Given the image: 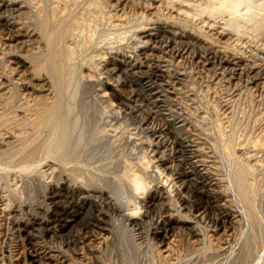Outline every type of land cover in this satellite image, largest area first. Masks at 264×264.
<instances>
[{
	"label": "bare ground",
	"instance_id": "obj_1",
	"mask_svg": "<svg viewBox=\"0 0 264 264\" xmlns=\"http://www.w3.org/2000/svg\"><path fill=\"white\" fill-rule=\"evenodd\" d=\"M85 1L89 2V5H85ZM127 6L132 7L129 12L141 10L136 19L141 20V17L142 21L129 28L139 45L134 46L133 51H124L127 46L122 50L120 46L121 51L115 47L117 51H113L110 47L108 50L112 51L96 53L98 55H92L86 60L81 58L84 64L80 62L79 65L96 72L104 59L103 68L97 72L104 76L96 78L95 86L109 91L108 95L103 92V97L110 95L119 101L118 105L121 106L118 109L126 110L125 113L127 110L136 113L141 125H147L145 128L139 126L135 129L145 130L143 133L146 138H143L149 152L148 155H141L144 157L142 162L139 157L141 159L136 163L141 169L135 170V164L132 167L130 162L122 161L123 167L121 163L119 169L114 172L109 169L114 175L110 174L111 178L106 175L107 179L104 177L101 182L94 180L96 177L91 178L92 174L89 176L87 172L91 165L85 161L88 159L87 148L91 142H88L90 138L85 136L89 134L84 131L87 122L82 114L85 113L81 111L80 114L79 111V106L84 100L82 89L89 85L87 76L91 74L86 73V68L82 70L79 65L76 66L79 68L73 67L78 63L71 64L75 52V43L72 40L79 36L80 32L91 29L92 21L98 20L97 18L108 19L111 24L114 20L121 22L132 14L135 15L134 12L127 16ZM163 6H178V11L175 12L186 20L180 21L177 29H172L169 25L161 26L160 20L171 24H177L179 21L171 14H162L161 18L159 11ZM224 15L227 16L225 19ZM213 16L221 17V30L210 23L211 20L206 19ZM190 20L199 22L195 24L196 22ZM114 23L113 27L124 25ZM95 29L91 37L99 34L100 31ZM227 30L236 36H247L246 39L250 41H260L257 60L261 64L218 57L215 50L210 49L211 47L204 48L202 45L205 56V61L201 63L202 68L206 72L211 71L216 77L213 78L216 81H211L210 86L215 88L214 85L222 83L223 78H226L225 83L229 86H238L239 82H243L244 91L252 95L251 106L253 101L264 110V0H0V182L8 179V174H20L22 187L20 185L18 190L17 186V190H14L16 193L13 192L12 195L19 197L24 193L28 201L17 200L19 203L14 209L8 205L11 209L10 233L16 238V242L12 244V237H8L9 242L3 245L5 253L7 252L5 259L9 264H60L67 259L71 264H87L83 262L87 256L86 250L90 251L89 253L96 250L98 252L112 240L118 241L121 252L124 251L126 264H132L142 254L134 242V236H142L140 229L146 225L148 219L153 220L149 233L157 240L155 252L158 260L160 259L162 264H169L174 253L173 246L178 240L176 237L180 235L179 231H186V239L190 244L198 245L204 242L209 247L216 241L222 250V241L231 236L236 227L233 225L242 221L249 225L253 220L256 222V219L260 224L256 215V201L259 197L264 201V179L262 185H258L256 180L258 186L254 184L258 162L246 163L237 155L236 137L232 136L233 132L230 134L223 129L220 118L213 119L214 131L206 134L208 139L203 137V141L199 142L195 136L192 137V132L184 128L187 123L192 125L190 115L187 117L189 112L182 111L183 106L177 107L180 106L181 100L176 103L182 90H193L197 85L196 81L186 80L192 78L193 69L187 70L185 64L183 65L186 58L193 59L197 56L192 52L193 41L222 42L221 39L228 36ZM107 54L110 55L106 58ZM210 54L212 56H209ZM216 57L219 59L218 63L212 59ZM210 86L208 85V88ZM247 94L248 99L250 94ZM146 101L152 110L145 111L146 109L142 108L143 102ZM110 104L108 106H111ZM157 117L162 120V124L158 121L155 124ZM254 137L252 145L264 150V137ZM141 143L145 142L139 144ZM176 148H184V152L175 156ZM81 160L89 167L85 169ZM46 163H50L49 171L55 177L54 182L44 183L41 180L45 175V171L41 169ZM105 165L112 168L113 164L107 162ZM107 171L105 172L108 173ZM259 171L264 178V168H259ZM221 172L225 179L222 178ZM91 173L96 174L92 171ZM249 177L253 182H249ZM10 190H6L8 195L11 194ZM15 196L12 199H15ZM194 196L196 200H193ZM6 197L2 196V199ZM124 200L129 203L126 206H133L127 213L124 212L127 208ZM23 204L27 208L23 207ZM3 210L0 209L2 212ZM84 218L88 220L87 230L83 237H80L81 240L74 243L81 245L82 254L71 250L72 253L68 257L64 256L67 259H60V254L57 256L53 252L63 253V250H60L62 246L56 249L57 246L51 245L48 239H62L65 231H75V223ZM9 219L7 218V221ZM147 228L149 229L148 224ZM181 234L183 238V233ZM46 237L48 239H45ZM14 247L15 249H12ZM16 249L17 254H13ZM75 255L80 256L77 258Z\"/></svg>",
	"mask_w": 264,
	"mask_h": 264
},
{
	"label": "rangeland",
	"instance_id": "obj_2",
	"mask_svg": "<svg viewBox=\"0 0 264 264\" xmlns=\"http://www.w3.org/2000/svg\"><path fill=\"white\" fill-rule=\"evenodd\" d=\"M84 4L85 5H89V2H86L85 1ZM164 7H166V6H163L162 9H161V11H159L160 12L159 14H161V16H160L161 18H163V15L162 14H164V15L171 14L172 16H175V18L177 20H179V21H177V24H171L170 22H165L164 20H160V25L161 26H168L169 25V26L172 27V29H177L176 27H178L181 24L180 21L186 20V18H184L182 15L177 14L178 12H175V11H178V8H177L178 6L177 7L175 6L173 8L172 7H166V8H164ZM126 8L127 9L125 11L128 12L127 13L128 14L127 15L128 17L132 13H134V12L136 14L135 15L132 14L134 16L131 15L129 18L124 19L121 22L114 20V21H112L111 24H110V22H109L108 19H102L101 20L100 18H97L98 20L92 21V25L93 26H91V29L88 28L87 31L86 30L84 31V33L80 32V35L79 36H76L75 39L72 40V41H74L75 44L71 41L72 44H74V46H75L74 47L75 48V52H74L73 60L74 61L76 60V62H74L73 60L70 61V62H71L72 65L75 64V63H78V64L73 65V67L74 66L76 67L77 65H79L80 62H81V64L82 63L84 64V61H82L83 57H84L83 60L90 59V57H92V55H94V57H95V54L96 53H98V54L101 53L102 54L103 52L107 51L108 48H110V47L113 48V51H117V49H115V48H118L119 49V47L121 46L120 48L122 50V49H125L126 46H127V48L124 51H126L127 49H128L127 51H129V50L130 51H133L134 50V46H138L139 45L137 43L136 37L134 38V36L132 35V33H130L129 28H132L133 26H135V24H137L138 22L142 21V18L141 17H140L141 20L136 19L137 18V14L139 16L140 15L139 13L141 12V10L140 9H137V10H135L133 12L132 11L129 12V10L132 7L131 6H127ZM148 12L150 13L151 11H148ZM213 17L210 18V19H208L206 17V19L209 20V21L211 20L210 23H213L215 27L217 26V29L218 30H221V27H219V26H222V24L220 23L221 22V17L220 16L219 17L218 16H213ZM226 17L227 16L224 15V19ZM216 19H218L217 20L218 22L216 21ZM190 21L192 22L193 20H190ZM214 21H216L217 24H215ZM114 22L116 24L117 23H121V24H124V25H122L120 27H113V23ZM143 22H145V21H143ZM193 22H196L195 24H198L199 20H194ZM115 23H114V25H115ZM131 25H132V27H130ZM149 26H151V25H149ZM149 26H146V27H149ZM95 28H97V30H99L100 32H99L98 35H95V36L92 35L93 37H91V33L93 34ZM126 31H129V32H126ZM228 32H229L228 33V36L229 37L228 36L223 37V39H221L222 42H220V41H218V42H210V41L206 42V41H204V43L206 42L204 44L203 41L202 42L201 41H193L194 47H192V52H194L197 56L196 57H193V59H192V57L191 58L190 57L186 58V60L183 63V65L185 64V67L187 68V70H192L193 69L192 70L193 71L192 78H186V80H188V81H191V80L192 81H196L197 85H195L196 88H194L193 90H190V89H188V90L186 89L185 91L182 90L181 93H180V95H178V98H177L176 103L181 102L180 103V106L178 105L177 107H180L181 108V106H183L182 107L183 108L182 111H185V112L188 111L190 113V114L188 113V116L187 117H189V115H190L191 118H189V119L192 122V125H191V123H187L184 126V128L186 127L185 130L186 129H189V131L192 132V135H193L192 137L195 136L194 138H197V140L199 142H202L204 138L208 139L207 138L208 135H206V134L212 133V131H214L213 130L214 129V126L213 125H214V121L215 120L213 121V119L216 118V120H218L220 118L221 121L219 120V122L222 124L223 129L225 131L227 130L226 132L227 133H230V134L233 132L234 134L232 133V136L235 135L234 137H236V141L238 142V143L237 142L236 143L238 144V146H239V144H241L239 147L236 146V148H237L236 149V152H238L237 155H240L241 158H243V160L246 161V163H251V164L252 163L253 164L255 163L256 164L258 162L257 163V170L255 171V174H254L255 177L254 176L253 177H254V182L256 180V182L258 181L257 182L258 185H262L263 184L262 180L264 178H263L262 174H260L259 168L260 169H263L264 168V150L260 149V147H258L257 145L256 146L255 145H252L253 144L252 143V139L255 138L254 136L259 137V135L260 136L262 135V137H264V110H263V107L262 106L259 107L256 103L254 104L253 101H252V106H251V102H250L251 99H250V97L252 98V95L250 93H248V92H247L248 93L247 94L246 91H244L243 82H239L240 85L238 83V86H236V85L233 86V84H231L229 86L228 84L225 83V79L226 78H223L221 80L222 83H220L219 85H214L215 88L213 86L211 88V86H210L211 83L210 82L211 81H216V80H213V78H216V77L214 76V74L211 71L206 72L205 70H203L202 65H201V63H203L205 61L204 60V57L205 56L203 54L202 45H203L204 48H210L211 47L210 49L215 50L216 53H217V55H218V57H222L223 56L222 58H228L229 60L232 59V58H234L233 59L234 61H238L239 60V62L249 63V64H256V65L261 64V62L257 60V58H258L257 54L259 53L258 50L260 48V46H259L260 41H250V40L246 39L247 36H243L242 35L243 36L242 37L241 34H240V36H241L240 37L239 35L236 36V34H234V33L230 34L231 33L230 31H228ZM127 33L129 35H127ZM118 34H119V36H118ZM89 36L92 38L91 41L89 40V38H90ZM240 38H241V40H240ZM119 39H121V40L119 41ZM92 41H94V42H92ZM78 42H79V44H78ZM90 43H92V44H90ZM210 43L211 44L214 43L215 45H211ZM207 46H209V47H207ZM121 50L119 49L118 51H121ZM109 51H112V50H108V52ZM190 51H191V49H189V52ZM199 51H201V52H199ZM91 52H93V53H91ZM98 54H96V55H98ZM109 55L107 54V55H105V57L107 58ZM209 56H212V54H210ZM212 59H215V63H218L219 62V59L217 57L216 58H212ZM251 59H252V61H251ZM77 60H79V61H77ZM196 60H197V62H196ZM103 62H104V59L101 61V64H100L101 66L99 65V70H101V68H103V66H102L104 64ZM181 65H180V67L183 66V65L182 66ZM79 66L76 67V68H79ZM81 66H80V68H81ZM85 66H86V64H85ZM85 68L83 67L81 69L82 70L85 69L84 71L86 73L88 72L92 76L91 75H89L91 77L87 76V78L89 80L88 81L89 85H87L86 87H84L82 89V90H84L82 92L83 97H84L83 98L84 100L81 102V105L79 104L80 105L79 106V109H80L79 111H80V114H81V111H83V113H85V115L82 114V116L85 117V122H87L86 123V127H84V131H88L89 132V134H85V136H88L87 138L88 139L89 138L91 139V140L89 139L90 141L88 140V142H91V143H90L89 147L87 148L88 149L87 152L90 155L87 154L88 155V159L85 162H86V164H88L90 162L88 165H91V166L94 165V164H96V165H94V167L93 166L92 167L90 166V169L91 170L90 169H87V172L89 173V174L88 173L87 174L89 176L92 174V176H90L91 178H95L96 177L94 180H96V181L97 180H101V182H102V179H104V177L106 178V175L107 176L108 175L110 176V174H111V176L114 175V173L112 174V171L111 170L113 169V172H114L115 170L119 169L122 161H123V163H124V161L130 162L131 166L133 164H135V165H133L135 167L132 166L135 170L136 169H141V166L139 167V164L137 165L136 163H139L138 160H140L141 158L142 159L140 161L142 162V160H143L144 157L141 156V155H144L145 153L147 154V152H149V150L147 148V145H145V144H147L146 143V140H145L146 134L143 133V132H145V130H141L142 131L141 132V131H138L137 129H135V127L141 126L142 128H145L147 125L146 126L144 125V127L141 125L140 121H138V120H140V118H138L136 116V113L134 114V112L132 113V112H129L128 110H127V113H125L126 110H122V108H121V110L118 109V107L121 106V105H118V102L119 101L114 100L110 95L107 96V97L106 96L103 97V94L106 92L105 94L108 95L109 91H107L106 89H104L101 86H99V87L97 86L96 87L95 86V84H96L95 82H96V78H98V77L99 78H102L104 76V74H100L99 75L98 74L99 73L98 72L99 70H96V72H95L94 69H87V67H85ZM172 68H173V66H172ZM92 72H94V73H92ZM105 76H106V74H105ZM206 81H208V82H206ZM93 83H94V85H93ZM213 83H215V82H213ZM206 85H207V87H206ZM208 85L210 86L209 88H208ZM92 86H94L95 88L92 87ZM225 86H227V88H225ZM228 87H229V91H228ZM236 93H238L239 95L236 94ZM245 93L247 95L250 94L249 96H247V97H249L248 98L249 100L246 98V94ZM99 96H101V97H99ZM179 96L180 97L183 96V97L180 99ZM237 97H239V99ZM95 99H96V102H95ZM179 100H181V101H179ZM248 102H250L249 103L250 105H248ZM108 104H110L111 106H108ZM143 104H144V106L142 108L143 109H146L145 111H147V109L148 110H152L151 106L147 105L148 104L147 101L146 102H143ZM116 105H117V107H115ZM214 106L216 108H218V107H221V108L220 109L219 108L216 109ZM146 107H148V108H146ZM117 110L118 111L120 110V111L118 112ZM224 111L225 112L227 111L226 112L227 113L226 116L224 115L225 114ZM86 112H87V114L89 113L88 114L89 115V119H88V115L86 114ZM216 112H218V113H216ZM91 113H92V115H91ZM209 113L212 115V117H211V115ZM248 113H250L249 114L250 116L248 115ZM218 115H220V116L217 117ZM227 115H229V116H227ZM233 115L236 116V117H233ZM224 118L226 120H224ZM260 118H262L263 120L260 119ZM112 119H114V121ZM227 119H228V121H231V122L228 123ZM254 119L256 121H254ZM157 121H158V123H161V124L163 123L162 120H160L158 117H157V119H155V124H157ZM136 122H139L140 124L139 123H136ZM222 122H224V123H222ZM113 123H115V124H113ZM148 126H150V125H148ZM112 129H114V130H112ZM113 131H115V132H113ZM136 131H137V133L138 132H140V133L137 134ZM189 131L187 130V132H189ZM190 134L191 133H188V135H190ZM196 135H197V137H196ZM98 137L100 139H98ZM143 137H145V138H143ZM142 138L144 140H142ZM95 141H96V143H95ZM140 142H145V143L144 144H142V143L139 144ZM204 146H206V145H204ZM253 147H254V149H253ZM102 148L103 149L105 148L104 149L105 151ZM145 148H147V149H145ZM145 150H146V152H145ZM204 150L207 151L206 148H204ZM143 151H144V153H143ZM176 151H177V153L175 154V156L176 155L178 156V155H180V154H182L184 152V148H176ZM102 153H104V154H102ZM208 155H211V154H208ZM139 157H141V158H139ZM89 158H91V159H89ZM82 160H81V163L83 162ZM144 160H146V159H144ZM134 161H136V162H134ZM85 162H83V163L85 164ZM107 162H111L113 164L112 165V168H110V165H108V166L105 165V163L107 164ZM115 162H117V163H115ZM123 163L121 165L122 167H123ZM260 163H262L261 166H260ZM86 164L84 165L85 166L84 167L85 169L88 166ZM48 165H50V163H46V165L41 169V170H44L45 171V173H44L45 175L43 174L44 175L43 176V179H41V180H43L42 182H44V183H49L50 181L51 182H54V180H55L54 175L49 171L50 168H49ZM114 166H117V167H114ZM103 167H105V168H103ZM106 167H107V169H106ZM109 169H111V170H109ZM120 169H122V168H120ZM107 170H109L110 173ZM44 171H42V172H44ZM91 171L92 172H96L97 175L95 173H91ZM105 171H107L108 173H106ZM9 175H10V177H9ZM221 175H222V178L225 179V175L223 174V172H221ZM19 176L21 177L20 174H19ZM19 176H18V173H15V174L14 173L13 174L11 173V174H8V179H4L5 181L2 180V182H0V201H1L0 202V209L1 210H3L4 208L6 209V210L4 209L3 212L0 211V213H1V215H0V230H1L0 231V242H2V243H0V264H1V262H3L2 264H9V262L5 259V256L7 255V252L5 253V250H4L5 247L4 246L7 244V241L9 242L8 239H10L12 237L11 236V233H10L11 230H12L10 228L11 227V224H10L11 212H10V210L11 209H14L15 206H17V204L20 202V200L21 201L28 202L27 199L24 196V193H23V195L21 194L23 197L22 196H19L20 198L22 197L24 199H22V198L19 199L18 196H17L18 197L17 198L15 196V194H14L15 199H12V198H14V196L12 195L13 192L16 193L15 191L17 189L20 190L19 187L21 185V178H19ZM109 176L107 178H111V176L110 177ZM160 179H161V176H160ZM7 180H9L10 182H8ZM47 181H49V182H47ZM116 181L118 182L119 180L116 179ZM3 182L6 183V184H4ZM119 182L121 183V181H119ZM249 182H253V179H251V177H249ZM256 182L254 183L255 185H257ZM125 185H127L126 182H125ZM125 185L123 184V186H125ZM17 186H18V188H17ZM21 187H22V185H21ZM15 188H17V189H15ZM9 189H11L13 191L10 190L11 194L8 195L9 192H7V191ZM23 192H24V189H23ZM5 195L6 196L8 195L9 197L8 196L6 197ZM11 195H12V198L10 197ZM2 196L3 197H6V198H3L2 199ZM259 196L260 195H258V197ZM259 198H257V201H256V212H257L256 215L260 219L259 220L260 221V224L258 222V219H256V222L253 220L251 223H248L249 225H247L244 221H242L239 224L233 225V226H236V227H234L233 233L231 234V236L228 237L227 240H223L222 241V243H223V244H221L222 250L218 247L219 244L216 241L215 242L213 241L212 244H210L211 246H209V247H207L208 245L206 243H204V242L198 243V245L197 244H195V245L190 244V243H188V241L186 239L187 238L186 237V234H185L186 231L185 230L179 231V233H180L179 236L180 237L179 236H177L178 238L176 237V239H178V240H177V243L175 242V244H174L175 246H173V252L174 253H172V257H171V260H170L171 263H169V264H174V263L175 264L176 263L177 264H232V262H233V264H236L237 262H240L239 264H264V204H263L264 201H263V199H261V198L259 199ZM15 200H16L17 203L15 202ZM17 200H19V202ZM193 200H196V197L195 196H194ZM8 201L9 202L12 201V203L11 202L9 203ZM13 202H14V204H13ZM6 203H8V204H6ZM127 203L128 202H126V201L124 203L125 204V208L127 207L125 209L126 211H124L126 213L129 212L130 209L133 208V206H131V205L130 206L128 205L129 207L126 206ZM8 205H10V208L11 209L8 208ZM11 205H12V207H11ZM22 206L25 207V208H27V206H24V204ZM2 207H4V208H2ZM6 213H8V214H6ZM2 214H4V216ZM140 214H138L137 216L140 217L139 216ZM6 215L9 216V217H7ZM153 215H155V214H153ZM7 218L8 219L10 218V219L7 221ZM87 221L84 218V219L76 222L75 223V227H74V230L75 231H73V230L71 231L70 230L71 232H69V233H67L68 231H65L64 232V236L62 237V239H60L61 241L59 239H48V237H46L45 239H48L51 242V245H53L55 247L57 246L56 249L57 248L59 249L60 246H62L60 250H63V253H62V251H54L53 254H57V256L60 254L61 255V256L59 255V258L61 257L60 259H64V258L68 257L69 254H71L73 250L74 251L77 250L78 253L81 252V254H82V251H80L81 245H79V244H75L74 245V243L75 242L78 243L81 240V238L83 237L85 231L87 230L86 229V223H87ZM152 222H153V220H149L148 219L145 222L146 225L143 226L140 229L143 232L141 234L142 236H139L141 238H139L138 236L137 237L134 236V242L139 246L140 253H142V254H140V258H138V260L136 262L132 263V264H154V263L155 264H162L161 261H160V259L158 260V257L156 255L157 253L155 252L156 251L155 248H156V244H157L156 242H157V240H155V237L153 239V236L149 233V231L152 230V229H150V227L153 224ZM147 224H148L149 229L147 228ZM240 227L242 229H240ZM7 233H9V234H7ZM181 233H183V238L181 236L182 235ZM8 237H10V238H8ZM239 238H240V240H239ZM15 239L16 238L13 236L12 239H11V243L12 244H14L16 242V241H14ZM38 240H42V239H38ZM73 240H74V242H73ZM75 240H78V241H75ZM3 241H4V243H3ZM224 241H226V242H224ZM52 242H54V243H52ZM242 242H243V244H242ZM191 245H193V246H191ZM243 245H246V247L243 246ZM102 247L100 248V250L98 249L99 250L98 252L96 250L94 252L95 254L93 252L92 253H89L90 251L88 252L87 250L86 251L84 250L86 252V255L87 256L85 258V255H84L83 258H85L86 260L83 259V262L84 263H87V264H126L125 256H124V251L122 250V252H121L120 249H122V248H119L120 246L118 245V241H115V240L109 241V243L107 245H105V246L103 245ZM12 249H15V247L12 248ZM192 249H193V253H192ZM246 249H247V252H245ZM14 252H13V254H17L16 253L17 252V249ZM85 252H84V254H85ZM154 252H155V254H154ZM202 252H204V253H202ZM246 255H247V257H246ZM64 256H66V257H64ZM77 256L79 257L80 255H77ZM77 256L75 255L74 257H77ZM243 256H244V259H242ZM227 257L230 258V259H228ZM238 257L239 258L242 257V258L239 259ZM87 258L90 259V260H88ZM238 259H239V261H238ZM67 260L63 261V263H60V264H65V263L66 264H71L70 261H67ZM153 260H154V262H153ZM173 260H176V261H173ZM54 263H56V262H51V264H54ZM127 264H130V263L127 262Z\"/></svg>",
	"mask_w": 264,
	"mask_h": 264
}]
</instances>
